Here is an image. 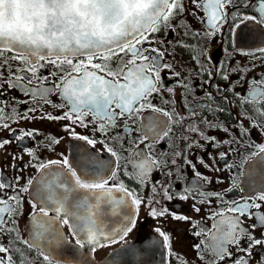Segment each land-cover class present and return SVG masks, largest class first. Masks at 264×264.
Listing matches in <instances>:
<instances>
[{
  "label": "snow or ice",
  "instance_id": "snow-or-ice-1",
  "mask_svg": "<svg viewBox=\"0 0 264 264\" xmlns=\"http://www.w3.org/2000/svg\"><path fill=\"white\" fill-rule=\"evenodd\" d=\"M188 3L192 6L193 18L205 25L203 33L180 19L186 11L185 0H0V131L7 130L11 136L0 139V149L14 141L23 144L26 138L35 141L44 135L45 147L55 151L54 146L70 137L92 148L100 143L113 158L112 169L105 176L103 170L107 164L96 158L98 153L82 157L78 164L75 157L69 160L64 152H59L57 159L43 161L25 145L24 150L31 157L29 165L40 176L28 179L25 186L19 185L22 177L16 178L15 186L0 179V236H11L24 246L14 248L11 243H0V264H37V258L38 264H76L62 257L56 249L74 242L78 250L95 253L112 243L125 242L137 226L141 209L154 219L170 217L177 223H190L192 216L172 211L165 201L191 200V210L200 213L202 209L198 205H210L212 198L220 206L211 214L214 221L211 228L193 225L200 229L193 235L202 237L201 242L193 246L200 264H264V185L244 197L243 203L233 201L232 206H227L221 193L202 192V185L174 194L167 183L148 184L154 170L167 166L152 153L151 145L169 137L173 125L182 126L188 133L184 136L185 140H190L188 147L198 144L191 139V133L214 146L230 145L243 139L251 150L246 160L256 158L264 162V143L252 139L253 129L264 136V79H253L248 94L240 96L231 87L240 81L229 82L227 73L240 72L243 79L245 70L215 65L216 75L229 82V87L221 88L212 82L213 73L201 61L203 58L212 62L207 48L187 45L183 39L176 41L180 47L191 48L192 60L200 66V71L207 72L208 79L202 86L215 88L224 101L229 99L227 92L240 98L243 119L238 118L234 126H226L218 118L210 120L198 113L196 107L212 113L225 109H216L210 104L196 107L185 104L191 120L185 124V117L176 110L175 100L165 101L172 106L171 111L152 103V98L159 96L162 90L175 95V89H164L161 72L167 70L174 77H180L165 58L164 38L169 31L174 37L181 35L176 31L181 28L182 36L198 40L201 36L222 35L224 31L235 34L241 25L248 23L264 28V0H188ZM243 9L255 14H247ZM171 43L169 40L168 44ZM255 52L264 56V47H257ZM44 70H47L46 75ZM178 83L186 93L190 92L186 83L180 80ZM13 89L29 97L21 101L30 105L24 112H16L15 97L11 101L2 99ZM204 92L209 100H215L207 87ZM51 96H56L60 102L54 103ZM30 100L38 103L30 104ZM45 104L61 114L43 111ZM197 116L205 128L220 130L232 139L218 140L216 136L207 135L197 126ZM245 119L249 121L247 126ZM20 120L68 123L58 132L42 133L39 128H14L12 124ZM129 121L132 125L139 122V126L124 128ZM89 127L101 133L104 140L77 131V128ZM233 127L239 130L238 135L232 131ZM132 132L137 133L134 138ZM125 133L131 139L130 146L122 139ZM106 141L113 142L115 147ZM142 144L145 148L140 147ZM229 151L235 149L229 148ZM182 155L175 153L176 157ZM209 157L212 163L201 158L199 164L210 171H222L216 167L211 153ZM219 157L225 161V167H233L228 163L227 152H220ZM18 158L22 159L12 157L13 160ZM183 163L191 167L200 181L212 183L211 177L201 173L186 155ZM171 164L177 165V159L173 158ZM128 165L132 166V171L128 170ZM118 173L147 186L148 195L129 188ZM165 175L170 176L171 172ZM237 180L234 178V185ZM24 193L30 197L31 208L28 214L31 224L25 225L28 239L20 236L17 228ZM110 202L117 206L127 203L133 212L121 227L104 232L98 223L99 209L101 204ZM63 226L68 228L66 234L61 230ZM155 232L162 238L168 255L179 260L173 250L172 236L159 227ZM33 251L38 256L30 259ZM91 264H96L95 259Z\"/></svg>",
  "mask_w": 264,
  "mask_h": 264
},
{
  "label": "flooded vegetation",
  "instance_id": "flooded-vegetation-1",
  "mask_svg": "<svg viewBox=\"0 0 264 264\" xmlns=\"http://www.w3.org/2000/svg\"><path fill=\"white\" fill-rule=\"evenodd\" d=\"M186 11L182 14L181 20L183 23L188 24L193 30L203 33L205 25L200 23L198 19L193 18L190 14L192 11V6L185 0ZM229 12L232 11L231 8L228 9ZM247 14H255L249 12L247 9H243ZM203 15V13H201ZM227 28V25H225ZM177 33L181 35H176L173 37L171 32L165 39V46L167 51L165 52L166 62L173 65L175 71L180 73V77H174L167 70L161 72V77L163 80L164 89L173 88L175 89V95L162 90L159 96L152 98V103L158 105L161 108L171 111V105L165 103L166 100L176 101V110L181 112L185 117L184 123H191L188 119L190 116L189 109L184 107L185 104H189L192 107L197 105H212L213 108L219 109L223 108L225 111H216L212 113L204 108L196 107V111L208 119H217L224 123L226 126H234L237 119H243L244 108L241 107L240 98L233 95L232 92H227L226 95L229 97L228 101L222 100L219 93L215 88L208 85H204L203 81L208 79L207 72L200 71V66L192 60L194 55L191 48H184L177 45L176 41L181 39L184 43L190 46H195L197 48H207L208 54L212 57V62L209 63L201 58L202 63L207 68L208 71L213 73V83L219 85L221 88L229 87L230 81L239 80V83L231 84V87L240 93V96H245L251 90V81L253 79L259 81L264 79V56L260 53L255 52L257 47H264V28L248 23L247 25H241L239 29L236 30L235 34L229 31H224L223 34H217L214 37H204L201 36L198 40L192 39L190 36H182V29L177 28ZM172 41L168 44V41ZM159 46V45H157ZM235 49H240L236 51ZM215 65H226L230 70L232 68H242L245 70L243 74V79H241L242 73L240 72H229V82H225L220 76L216 75ZM44 74H47V70H44ZM178 80L183 81L189 86L190 92L186 93L185 89L178 83ZM207 87L208 91L213 94L215 100H209L205 97L204 89ZM187 97L184 99L183 97ZM15 97V102L13 107L16 112H24L27 107L21 103L29 97H26L22 91L18 89L10 90L2 99L11 101ZM54 103H59L60 101L56 96L49 97ZM38 103L36 100H30V104ZM244 107H248L245 105ZM8 111V109H6ZM43 111L52 112L53 114H61L56 109L52 108L50 105L45 104L43 106ZM39 115V113H37ZM162 119H167L161 117ZM196 123L199 128L204 130L207 135L216 136L218 140H231L232 137L228 134L220 131L205 128V125L199 123V116L196 118ZM68 123L63 122H28L25 120H20L18 123H13L14 128L28 130L31 128H39L42 133H53L58 132L62 128V125ZM248 120H244V125L247 126ZM129 126L138 127L139 122L136 125H132L131 121L128 124L123 125L124 128ZM173 131L169 133V137L163 138L158 142L151 145L152 153L159 158L162 164L167 165L166 167H161L158 170H154L150 177L148 184L155 183L157 181L161 183H167L169 191L175 193H183L185 188H190L193 185L201 186V191L205 193L219 192L223 195L225 204L227 206H232V202L243 203V198L248 196L254 190H258L262 185H264V162L258 161V159L253 158L251 160H246L248 153L251 151L247 147V141L241 139L237 143L233 144H207L203 139H201L196 133H191L190 137L193 140H197L198 144H192L188 147L190 140H185L184 136L188 135L185 133L182 126L173 125ZM77 131L83 135H88L93 139L104 140V137L99 132H93L91 127L77 128ZM232 131L239 134V130L235 127ZM137 135L136 132H132L131 136L134 138ZM10 133L7 130L0 131V139H10ZM122 139L129 142L131 145V139L128 134L122 137ZM252 139L257 143H264V136H262L258 131L253 129ZM110 143L113 147L115 144L113 142L106 141ZM147 143V142H146ZM47 140L44 135H41L37 140L33 141L31 139L25 140L23 144L14 141L13 143L6 145L4 149H0V179L6 182L16 185V178L22 177L19 180L20 186H25L28 179H37L40 173L36 171L35 168L29 165L31 157L26 153L25 145L28 149L34 150L39 158L43 161L50 159H57L59 152H64L69 160L75 157L77 164L82 157L88 155H95L98 153V158L100 161L107 164V167L103 170V174L107 176L112 169L110 161L113 158L110 154L103 150L102 145L97 143L95 148L91 145H87L83 141H77L70 137H65L59 145L54 146L55 151L51 148L45 147ZM204 145L200 147L198 145ZM141 148H145V145H140ZM229 148L235 149V151H229ZM181 152L187 156L188 160H191L197 165V169L203 173L205 176H209L212 179V183H206L200 181L195 175V172L191 167L183 163L184 155L176 157L175 153ZM227 152L228 163L232 164L231 169L225 167V161L220 159L219 153ZM215 157V165L221 168L222 171H210L203 165L199 164V159L203 158L206 162L212 163V159L209 157ZM22 157L13 160L12 157ZM177 159V165H172L171 160ZM242 161H246L242 163ZM124 162L121 161V164ZM18 169H23V171H18ZM128 170L132 171V166L128 165ZM171 172V175H165L166 172ZM119 178L124 181V183L131 189H135L137 192L143 193L145 196L148 195L147 186H142L138 183L136 179H130L123 173H118ZM234 178H238L237 184H233ZM111 183V181H110ZM42 187V186H41ZM8 194L11 195L10 190ZM25 201L23 204L22 215L18 217V232L19 235L24 239L29 238V233L25 232V225L31 224V218L29 217V212L31 211L29 200L30 197L28 193L23 194ZM119 196V193H115ZM167 206L177 213H182L192 216L193 220L190 223H177L168 218L154 219L147 214V212L141 209L139 214V219L137 220L136 228L128 234L125 242L112 243L109 246L98 249L95 253L85 252L84 250H78L73 243L64 244L62 248L56 249V251L64 258L69 260H74L76 264H91L93 259H95L96 264H200L196 257V251L194 245L201 242L202 237L193 235V232L200 231L199 227H194V224L203 225L205 228H211L214 223L211 219V214L217 207L219 203L212 198V203L198 205L201 207L200 213H195L191 210L192 201H182L179 199H174L170 202L165 201ZM133 208L127 203L120 204L117 206L115 203H103L99 209L98 223L104 232H110L112 229L119 228L122 226L126 217L131 215ZM251 223V221H249ZM247 226V225H245ZM161 228L163 231L168 232L173 238V250L179 255L180 259L177 260L175 257L168 255V250L163 243L162 238L155 232V228ZM62 232L67 233V226L62 227ZM71 239V237H69ZM0 243L12 244L14 248H23L22 243L18 241H13L11 236H0ZM83 253V254H81ZM38 254L33 251L31 253V258L37 257ZM15 258V257H14ZM38 264V258H37Z\"/></svg>",
  "mask_w": 264,
  "mask_h": 264
}]
</instances>
